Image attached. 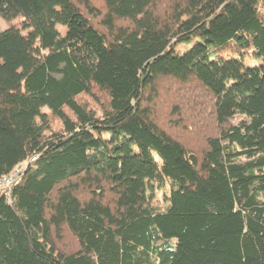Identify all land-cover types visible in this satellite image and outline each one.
<instances>
[{
    "label": "trees",
    "instance_id": "trees-1",
    "mask_svg": "<svg viewBox=\"0 0 264 264\" xmlns=\"http://www.w3.org/2000/svg\"><path fill=\"white\" fill-rule=\"evenodd\" d=\"M100 8L0 0V264H264V0ZM167 87L201 149L157 122Z\"/></svg>",
    "mask_w": 264,
    "mask_h": 264
},
{
    "label": "rangeland",
    "instance_id": "rangeland-1",
    "mask_svg": "<svg viewBox=\"0 0 264 264\" xmlns=\"http://www.w3.org/2000/svg\"><path fill=\"white\" fill-rule=\"evenodd\" d=\"M90 2L92 3L93 6L101 9L100 8L101 7V0H90ZM9 25L20 27L19 26L20 22L14 21L10 24H8V23L6 24L2 19H0V31L5 30ZM56 28L60 34L64 33V28H62L61 26H57ZM187 48H188V46L179 45V46H176L175 52L180 54V53L184 52L185 49H187ZM245 62L247 64H250V65L253 63L252 60H250L248 58ZM189 87H191V86H189ZM192 89L195 92L194 94L200 95V97H198V99L201 98V101H203L202 102L203 104L205 103V101H208L206 96L203 94V92H198L197 89H195V88H192ZM186 91H187V88H179L178 90L172 89L170 87L162 88L161 92H160L162 95V99L160 100V103H158V105H153V111L155 113V117L157 118V122L160 125H162L163 127H168L170 133L174 137L179 138L180 140L184 141L186 146H188L190 149H201V147H203V144H204V141H203L204 136L205 135L210 136V135H213V133H214V131H213L214 128L212 126V123L210 121H208L206 114H205L206 118L204 120L200 119L198 122L199 129L196 127L198 125H196L195 126L196 130H191L188 133L187 132L183 133L181 131V129H176V128H173V126H172L173 119H175L176 117L174 114V118H172L173 117V110H171V103H174V102L179 103L180 100H183L182 98H184V93ZM93 94H94L93 96H88V95L80 96L78 98V102L81 103L82 105H84L88 110L92 111L96 116H100L102 109H103V106L105 105L106 98H105L104 94L99 93L97 91H93ZM207 103L208 102H206L205 104L207 105ZM163 104H165V105H163ZM177 106L181 107L180 109H185V107H182L181 105H177ZM42 111L48 114V111L46 109H43ZM187 119H190V118L187 117ZM186 122L187 121L184 119L183 124H186ZM49 123H50L51 131H58L60 129L59 121L52 118L50 115H49ZM19 170H20V168H19ZM158 199L159 200L161 199V193L158 194ZM64 243H65V241H64ZM64 243L61 245L63 246ZM67 244H68V242H67ZM69 245H70V243H69Z\"/></svg>",
    "mask_w": 264,
    "mask_h": 264
},
{
    "label": "built area",
    "instance_id": "built-area-1",
    "mask_svg": "<svg viewBox=\"0 0 264 264\" xmlns=\"http://www.w3.org/2000/svg\"><path fill=\"white\" fill-rule=\"evenodd\" d=\"M18 171H19V168H17L15 171H13V173L11 174L10 177L5 178L2 181H0V190L2 188H8L9 187L11 181H13V179L15 178L16 174L18 173ZM4 193H6V192H4Z\"/></svg>",
    "mask_w": 264,
    "mask_h": 264
}]
</instances>
